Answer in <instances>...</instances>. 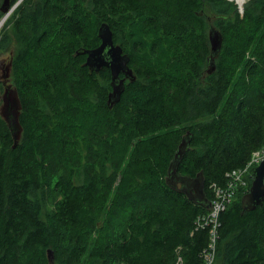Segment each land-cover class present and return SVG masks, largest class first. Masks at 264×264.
<instances>
[{
  "label": "trees",
  "instance_id": "16d2710c",
  "mask_svg": "<svg viewBox=\"0 0 264 264\" xmlns=\"http://www.w3.org/2000/svg\"><path fill=\"white\" fill-rule=\"evenodd\" d=\"M243 7L240 13L229 0L20 2L0 34V54L11 53L9 81L22 105L15 147L0 113V264H48L49 249L56 264H176L178 248L182 264H202L213 224L200 226L197 218L207 204L170 187L168 169L190 133L178 174L203 172L211 201L210 184L224 187L228 172L264 148V0ZM103 23L130 57L134 75L113 108L110 69L91 71L78 53L100 45ZM211 28L223 45L210 72ZM55 41L57 52L45 55ZM86 83L93 90L77 97L72 86ZM84 128L108 145L104 152L92 142L79 146ZM122 142L135 157L129 166L147 178L116 200L126 217L122 232L107 233L103 246L92 247L88 226L107 213L106 183L94 165L71 159L92 152L106 165ZM140 144L155 150L156 170L138 157ZM252 181L218 216L217 264H264V205L243 211L240 200Z\"/></svg>",
  "mask_w": 264,
  "mask_h": 264
},
{
  "label": "water",
  "instance_id": "95a60500",
  "mask_svg": "<svg viewBox=\"0 0 264 264\" xmlns=\"http://www.w3.org/2000/svg\"><path fill=\"white\" fill-rule=\"evenodd\" d=\"M21 1V0H20ZM239 12H244V7H239ZM11 9L10 0H4L1 10L4 14ZM110 26L103 23L99 28V38L101 43L98 47L93 49L83 50L81 53L86 55L85 65L91 70L99 72L103 68L110 69L112 91L108 97V104L110 108L117 105L125 91L126 79L134 80L133 70L130 68V57L124 52L121 45L115 44L113 39V32ZM211 45L212 59L210 60L211 70H214V60L219 55L223 45L222 34L211 28L209 31V39ZM11 63L4 75V78L10 80ZM124 75V78L121 77ZM5 92L3 95V105L0 108L1 116L6 120L14 139V147L18 144L22 127L19 121L20 111L22 108L21 100L18 91L12 87L11 84L6 85L4 82ZM12 87L13 89H10ZM190 147V133H187L174 155L173 160L168 169L167 183L170 187L179 189L190 200L195 203H206L207 208L210 209L211 201L207 198L205 193V176L203 172L196 174L195 177L183 176L178 174V165L183 159L184 155ZM253 182L249 192L242 197L241 205L243 211L255 210L258 206L264 205V161H262L253 171ZM181 185V188L176 186ZM48 264L55 263V255L52 249L48 250Z\"/></svg>",
  "mask_w": 264,
  "mask_h": 264
},
{
  "label": "rangeland",
  "instance_id": "374dc122",
  "mask_svg": "<svg viewBox=\"0 0 264 264\" xmlns=\"http://www.w3.org/2000/svg\"><path fill=\"white\" fill-rule=\"evenodd\" d=\"M21 1H23V0H21ZM21 1L18 0V2L16 4L11 6V8L14 7L13 12L18 7V5L20 4ZM229 1L235 2L233 0H229ZM9 12L6 13L5 15H3L0 19V22H2V29L4 28L5 24L8 22L10 16L12 15V13L9 14ZM7 14H9V15L6 16ZM3 18H6V20L3 21ZM87 31H88V35L90 37L93 36V34L95 32L94 28L89 29ZM56 43H57L56 41L53 43V48L47 47V49L44 50L43 53H45V55L49 56L53 52L51 49H53V50L56 49V52H57ZM10 63H11V53L0 54V82H2V81L6 82V85H8V86H9V84H11L9 81V77L4 78V75L7 72L8 68L10 66ZM37 69H38V67L35 66V70L33 72L34 74H39V70H37ZM10 89H13V88L10 87ZM92 90H93V87L89 83H86V85H84L82 87H80V86L79 87H73L72 86V91L74 92V94L77 97H81L84 94H86ZM4 92H5V90H3V92L0 91L1 106L3 105L2 99H3ZM24 98H25V102H26V105L28 106V108L30 110L34 109L35 102H34V100H32L33 98L32 97L28 98V96L27 97L25 96ZM1 106H0V108H1ZM121 108L122 107L117 108V113H119L120 115H121ZM96 122L97 121L94 120V121H92L91 124H94ZM90 129L84 128V129L78 131L77 136L79 138V146H81L82 149H85L87 147V145L92 142V146L95 149L98 148V151L104 152L103 150H105V147H108V145L100 146V144L98 142L94 141L93 140L94 136H93V134L91 136ZM105 134H107V133H105ZM110 141H112V143L114 142L112 137H111ZM115 146H117L116 151H114L115 153L113 152L111 154V156L109 155V157H108L109 160H108V163L106 164L108 166L103 165L102 160L95 159L94 157L97 154H92V152L91 153L86 152L84 157L83 156H80V157L76 156L75 158L71 159L72 161H74L73 162L74 165H79V164H88L89 166L94 165L96 167V169L98 170V173L100 175H102V180L104 181V184L106 183V186L104 185V187H105L106 193H107V202H109L108 207H107L108 209H107V213L104 215L103 221H101L100 223H96V224L90 223L88 226V229L90 231V236L88 237V235H87V238L90 239L91 245H92V243H94L95 245L98 244V246H101V245L103 246L105 244V240H106V236H104V235L107 233H108L109 238L118 237V235L122 232V230L124 228V224L126 222L125 221L126 217L124 218V216H122L120 214V212H119L120 209L118 208V206L116 204V200H117V198L122 197L123 193L125 191L129 190L130 186H132L137 180H144L147 178V177H145V174H146L145 172H143L142 170H139L138 168L136 169V168H132L129 166V162L133 158L135 159V157L133 156V152L131 150L132 148L127 146L123 142L116 144ZM141 149L142 150H141L140 154H138V157L140 158L142 163L149 166V168H151L152 170H156V165H154L155 161H157V155L155 153V150L153 148H151L150 146H147L146 144L145 145L142 144ZM55 179H54V181H55ZM245 179H247V181L249 182L252 179V176L246 175ZM48 208L52 209V207H49V206H48ZM94 244L92 245V247H94ZM182 253H183L182 250H179V252L176 253V255H175L176 256V264H178L177 263L178 262L177 261L178 256H183ZM213 264H217L216 258H215V261Z\"/></svg>",
  "mask_w": 264,
  "mask_h": 264
},
{
  "label": "built area",
  "instance_id": "2783aa9c",
  "mask_svg": "<svg viewBox=\"0 0 264 264\" xmlns=\"http://www.w3.org/2000/svg\"><path fill=\"white\" fill-rule=\"evenodd\" d=\"M9 14L13 13L14 7L10 9ZM7 14L6 16H8ZM5 15V14H4ZM6 18H3L5 21ZM2 29V22H0V33ZM264 148L253 154L251 160L248 164L241 168L233 170L232 172H228L226 174V183L223 186H219L216 183L210 184L209 188L212 191L211 198V207L208 209V212L202 217L197 218V221L200 226H208V224H213L211 229V236L208 248L204 251L203 262L202 264H213L217 255V228L218 224V216L221 211H225L234 201L236 194L240 188H247L249 186V182L245 179L246 175H251L253 178V170L264 161ZM263 152V153H262ZM203 224V225H202ZM182 250L178 248L176 253ZM178 264L183 263V256H178L177 260Z\"/></svg>",
  "mask_w": 264,
  "mask_h": 264
},
{
  "label": "bare ground",
  "instance_id": "6f19581e",
  "mask_svg": "<svg viewBox=\"0 0 264 264\" xmlns=\"http://www.w3.org/2000/svg\"><path fill=\"white\" fill-rule=\"evenodd\" d=\"M233 1H235L237 5L242 8L247 0H233Z\"/></svg>",
  "mask_w": 264,
  "mask_h": 264
},
{
  "label": "flooded vegetation",
  "instance_id": "af4514ba",
  "mask_svg": "<svg viewBox=\"0 0 264 264\" xmlns=\"http://www.w3.org/2000/svg\"><path fill=\"white\" fill-rule=\"evenodd\" d=\"M121 77H122V78H124V75H121ZM0 84H3V87H5V86H4V82H3V81H2V82H0ZM4 89H5V88H4ZM176 187H178V188H181V185L179 184V185H178V186H176Z\"/></svg>",
  "mask_w": 264,
  "mask_h": 264
}]
</instances>
